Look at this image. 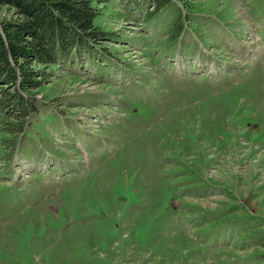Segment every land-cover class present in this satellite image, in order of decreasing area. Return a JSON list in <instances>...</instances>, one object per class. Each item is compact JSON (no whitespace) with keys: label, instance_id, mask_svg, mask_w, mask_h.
I'll return each mask as SVG.
<instances>
[{"label":"rangeland","instance_id":"374dc122","mask_svg":"<svg viewBox=\"0 0 264 264\" xmlns=\"http://www.w3.org/2000/svg\"><path fill=\"white\" fill-rule=\"evenodd\" d=\"M97 22L106 52L54 69L22 132L0 115V264H264V0Z\"/></svg>","mask_w":264,"mask_h":264},{"label":"trees","instance_id":"16d2710c","mask_svg":"<svg viewBox=\"0 0 264 264\" xmlns=\"http://www.w3.org/2000/svg\"><path fill=\"white\" fill-rule=\"evenodd\" d=\"M108 1L0 0V115L8 116L2 135L22 132L27 116L37 110L35 94L54 69L85 62L98 48L107 49L100 43L109 33L97 19ZM124 1L150 5L152 12L175 1L184 6L193 2ZM260 253L264 256V249Z\"/></svg>","mask_w":264,"mask_h":264}]
</instances>
